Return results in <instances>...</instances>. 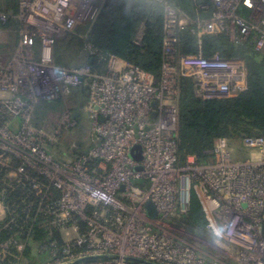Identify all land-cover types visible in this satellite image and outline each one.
Segmentation results:
<instances>
[{
  "label": "built area",
  "instance_id": "2783aa9c",
  "mask_svg": "<svg viewBox=\"0 0 264 264\" xmlns=\"http://www.w3.org/2000/svg\"><path fill=\"white\" fill-rule=\"evenodd\" d=\"M19 1V43L9 64L0 67V171L7 173L0 177V195L25 196L30 191L41 199L36 206L23 200L19 211L26 216L35 206L38 213L45 210L54 217L65 246L62 259L50 264L106 254L157 264H225L224 258L264 264V137L243 139L240 152L249 153V158H235L234 146L221 138L208 165H200L195 156L185 166L178 162V78H194L196 93L204 100L232 98L247 90L245 64L219 55L170 61L180 31L191 25L200 37L225 31L233 39L255 34V50L264 53V0H212L213 17L203 23H193L168 7L160 81L115 56L104 72L89 65L68 69L56 64L58 39L97 18L93 0ZM240 6L250 10L248 19L238 15ZM74 89L88 96L84 113L91 146L75 162L59 163L48 154L47 145L77 123L67 108L55 133L48 134L33 124L35 107L41 100L67 98ZM42 179L59 192L47 207L45 200L54 195ZM193 193L212 241L176 225L188 213ZM148 203L154 206L155 218ZM19 211L0 200V264H12L13 247L25 249L4 236Z\"/></svg>",
  "mask_w": 264,
  "mask_h": 264
},
{
  "label": "trees",
  "instance_id": "16d2710c",
  "mask_svg": "<svg viewBox=\"0 0 264 264\" xmlns=\"http://www.w3.org/2000/svg\"><path fill=\"white\" fill-rule=\"evenodd\" d=\"M19 5V0H0V31H13L10 42L16 47L20 31L17 19ZM96 5L98 15L93 22L79 24L65 37L58 39L54 50L56 64L68 69L89 65L103 72L109 58L115 56L140 67L157 81L162 79L165 62L164 25L167 8H175L181 16L193 23L210 21L215 10L212 0H96ZM238 15L248 19L250 10L240 6ZM2 16L6 17L5 21L1 19ZM254 43L255 34L248 37L237 35L233 39L230 31H225L219 35L200 37L194 25L180 31L176 53L171 62L178 63L179 58L187 55H202L205 58L219 55L227 60L242 61L248 77L247 90L236 97L211 101L197 95L194 78L183 75L178 78L177 140L180 166H185L190 156H195L200 165L211 163L216 143L221 138L227 139L234 146L246 137H264V53L257 52ZM66 101L73 106L71 109L69 106L67 108L77 123L76 126L79 122L84 123L83 129H87L85 132L90 136V123L84 113L88 96L81 89H74L67 98L39 101L34 112L35 125L44 129L55 128L56 126H48L49 116L55 113L52 106L58 105L64 110ZM41 116L46 119L42 127ZM84 146L87 149L77 153L76 160L88 154L90 143ZM47 152L59 162L54 154L48 150ZM15 164L18 166L19 162L15 161ZM6 174L0 171V177ZM42 183L54 195L53 198L45 200L43 206L47 207L58 199L59 192L49 186L46 180L42 179ZM1 189L0 184V194ZM1 199L16 211L23 206V200H27V203L35 201V206L41 202L30 191L25 196L7 192L4 196L0 195ZM34 207L28 210L26 216L20 215L19 211L15 216L16 222L10 230L4 232L7 239L11 238L25 246L21 252L15 247L12 248V264H50L63 257L65 242L54 225V217L45 210L38 213ZM176 225L196 236L208 235L207 220L195 193L192 194L188 213L177 219ZM52 245L56 247L53 248ZM54 249L58 252L56 257ZM74 252L79 253L81 250L76 249Z\"/></svg>",
  "mask_w": 264,
  "mask_h": 264
},
{
  "label": "rangeland",
  "instance_id": "374dc122",
  "mask_svg": "<svg viewBox=\"0 0 264 264\" xmlns=\"http://www.w3.org/2000/svg\"><path fill=\"white\" fill-rule=\"evenodd\" d=\"M12 33H13V31L9 30L8 34L3 35V34H1V31H0V46H2L4 48H6L8 46L6 48L7 50L9 49L7 51V53L10 51V45H11L10 35ZM7 58H8V56L6 58L2 57L0 59V65H2L4 67L7 66L9 64V62L6 61V60H9V58L8 59ZM77 63H79V62H77ZM106 67H107V65H105V68ZM2 95H3V93H2ZM65 107L66 108L68 107L70 109L73 108L72 105H69V101H66ZM52 109H53V111L55 113L51 114L50 116L48 115L49 116L48 126H50V127L56 126V127L55 128H50V129L41 128V129H44L48 134H54L55 133V131H56L57 127H58V124L59 123L61 124L62 112L65 110V109L61 110V107L58 106V105L57 106L56 105L52 106ZM40 114H42V108H41ZM34 117H35V113H34ZM45 121H46V119H44L41 116V123H40L41 127H42V125H43V123ZM88 123H89V121H88ZM33 124L35 125L34 119H33ZM83 124L84 123H82V122L80 123L79 122V125H77L74 128L62 130L57 135L56 141L53 142V143H49V145H47V150L51 154H54L55 159L57 161H59L60 163H64V162H71L72 163V162H75V160H76V156L75 155L77 153L84 152V149H85L84 145L85 144L88 145V142L90 143L89 133L87 134V132H85L87 129L86 130L83 129L84 128ZM89 125L90 124H88V127H89ZM242 148H243L242 147V143H240V142L235 143V145H234V149L236 151V152H234L235 158H249V156H250L249 153H245V155H244V153L240 152V150H242ZM88 149H90V148H88ZM199 237L204 239V240H206V241H212V238H209V236L207 234L205 236H199ZM223 261H224L225 264H238V262H236L235 259L224 258Z\"/></svg>",
  "mask_w": 264,
  "mask_h": 264
},
{
  "label": "water",
  "instance_id": "95a60500",
  "mask_svg": "<svg viewBox=\"0 0 264 264\" xmlns=\"http://www.w3.org/2000/svg\"><path fill=\"white\" fill-rule=\"evenodd\" d=\"M93 2L96 5V0H93ZM60 38H62V36ZM134 158L136 160H140V156H134ZM146 207L149 211L150 216L155 218L157 216V213L152 203H148ZM106 262H123L126 264H157L142 259L126 257V256L122 257L120 255H115V254L85 256L62 264H90V263H106Z\"/></svg>",
  "mask_w": 264,
  "mask_h": 264
},
{
  "label": "crops",
  "instance_id": "0c3cea01",
  "mask_svg": "<svg viewBox=\"0 0 264 264\" xmlns=\"http://www.w3.org/2000/svg\"><path fill=\"white\" fill-rule=\"evenodd\" d=\"M1 34H3V35H6V34H8V33H6V32H3V31H1ZM8 45V44H7ZM11 48H10V50H12V51H9L8 53H7V51L9 50H7L6 48H4V47H0V59L2 58V57H4V58H6L7 56H8V58H9V60H6V61H10L11 60V58H12V56H13V53H14V51H15V48H16V46H13L12 45V43H11ZM7 58V59H8ZM7 62V63H8ZM0 67H4V66H2V65H0Z\"/></svg>",
  "mask_w": 264,
  "mask_h": 264
}]
</instances>
